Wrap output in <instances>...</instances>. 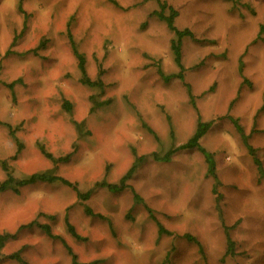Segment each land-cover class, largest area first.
Here are the masks:
<instances>
[{"label": "rangeland", "instance_id": "374dc122", "mask_svg": "<svg viewBox=\"0 0 264 264\" xmlns=\"http://www.w3.org/2000/svg\"><path fill=\"white\" fill-rule=\"evenodd\" d=\"M163 4L194 36L182 43L184 82L171 78L180 69L174 33L156 15ZM261 27L264 0H0V183L53 170L86 193L117 184L144 156L128 185L171 233L158 237L129 190L82 201L74 188L37 183L0 193V234L15 235L0 264H18L8 258L18 251L28 264H74L65 245L77 264H264V176L254 162L264 170ZM68 30L89 79L103 71V88L81 84ZM199 118L212 123L199 144L215 160L217 194L197 149L168 163L151 157L187 143ZM39 146L71 158L53 164Z\"/></svg>", "mask_w": 264, "mask_h": 264}, {"label": "trees", "instance_id": "16d2710c", "mask_svg": "<svg viewBox=\"0 0 264 264\" xmlns=\"http://www.w3.org/2000/svg\"><path fill=\"white\" fill-rule=\"evenodd\" d=\"M167 6L166 4L161 5V11L157 12L156 15L157 17L166 23L167 28L169 29V31H171L172 33H174V39L171 42V50L173 52L174 55V61L176 66L180 69V73H178L177 75H175L174 77L171 78H176L179 79L180 81L184 82V76L183 71V65H182V43L183 40L186 38H194L193 34L191 31L189 30H178L175 27V18L177 16V13L171 8ZM168 9L169 10V15H165L164 10ZM19 11L22 12L21 6H19ZM264 33V27H261L260 29V35ZM67 36H68V41L70 44V48L72 51L73 56L75 57V59L78 62V69L80 71L81 74V79L80 82L81 84L90 87V88H103V82L101 80L102 76H103V71H99L98 73V79L96 81H92L89 79L87 72H86V68H85V57L82 53H80V51L78 50L75 41L71 35V33L69 32V30L67 31ZM160 76H163V73L160 71ZM188 89V96H189V100H190V104L192 105V107L196 110V105L194 102V98L191 94V90L190 87L188 85H185ZM67 108H70V106L68 105V103H65ZM232 122L234 123V125L236 126L237 130L239 131V133L244 137V141H245V136L243 134L242 129L238 126L237 121H234L233 119H231ZM212 123H203L201 122V119H198L197 122V126H196V131L193 134V136L188 140L187 143H185L184 145H181L180 147L169 151L168 153H166L163 157H158L156 153H153L151 155V157L153 158V160L155 161H161V162H170L171 157L175 154V152H177L178 150H188V149H197L204 157L205 162L207 164V175L209 177H211L214 181L213 183V187H212V192L213 194H217V189L220 186V181L217 177L216 174V163L215 160L213 158V155L211 153H209L208 151H206L204 148H202L199 144L200 140L206 135V133L209 131V129L211 128ZM8 129L10 130V135L13 136L14 133L11 130V127L9 125H7ZM151 133L152 131L149 130ZM19 149H18V153L19 151H21L22 147L19 144ZM40 152L41 154L47 158L48 160H50L53 164H57L58 162H67L70 160L71 155H67L64 158H60V159H55L50 153H48L45 148L43 146H39ZM250 153L252 156H254V151L253 149H251L250 147H248ZM146 160V157L141 156V157H136L134 160V163L132 164V166L130 167V169L125 173V175L120 179V181L116 184H109L106 181H102L99 183H96L94 188L87 191L86 193H81L79 192L72 183H70L69 181L57 176L53 170L50 171H46L43 173H37V174H33L31 176H29L26 179L23 180H17L15 179L11 174L7 175V179L0 183V193L6 192V191H13L15 193H18V190L22 187H26V186H30V185H34L37 183H48V184H55V183H59L62 184L64 186L70 187V188H74L75 192L77 193V197L82 200V201H87L90 199V197L92 196V194L97 190V189H106L107 191L111 192V193H121L124 192L126 190L131 191L132 195H133V199H134V205H143L146 212L149 215V218L154 221L156 223L157 226V233H158V237H162L164 235L170 236L171 233L168 232L155 218L153 211L146 206L145 202L143 201V199L135 192V190L130 187V185H128V182L132 179V177L134 176V174L136 173L137 169L139 168V166H141V164H143ZM254 162L258 167V171L260 173L261 176H264V170L262 168L261 163L255 159L254 157ZM5 163H3L2 167L5 169ZM86 213L90 216H93L92 212L90 209L86 208ZM101 218V217H100ZM66 226H67V230L68 232L76 239L79 241H84L85 239L81 238L75 231L74 227L72 225L69 224V222L66 220ZM37 225L38 227H40L41 229L44 230V232L50 236L51 238H54L53 235H51V231L50 228L48 226H40L38 223L36 222H32L31 224H29L27 226V228L33 227ZM24 228V227H20ZM226 239H227V252L226 255H230L233 256L234 255V243L231 240L228 230L226 229ZM15 235H10V234H0V263L2 261V255H1V251L3 250L5 243L14 238ZM188 238L189 241L194 242L196 244L197 241L191 237H186ZM65 247L67 248L68 252L72 255L73 257V263H76V256L72 254V251L65 245ZM11 260L16 261L18 264H28L27 261H25L22 256H21V251H18L16 253H13L12 255H10L8 257Z\"/></svg>", "mask_w": 264, "mask_h": 264}]
</instances>
